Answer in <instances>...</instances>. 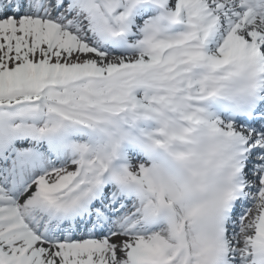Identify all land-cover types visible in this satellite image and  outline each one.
<instances>
[{"label": "snow or ice", "instance_id": "1", "mask_svg": "<svg viewBox=\"0 0 264 264\" xmlns=\"http://www.w3.org/2000/svg\"><path fill=\"white\" fill-rule=\"evenodd\" d=\"M0 264H264V0H0Z\"/></svg>", "mask_w": 264, "mask_h": 264}]
</instances>
